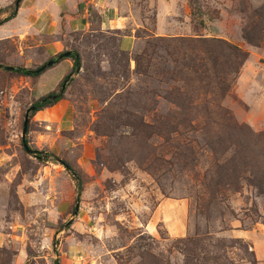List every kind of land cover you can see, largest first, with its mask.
<instances>
[{"label":"rangeland","instance_id":"obj_1","mask_svg":"<svg viewBox=\"0 0 264 264\" xmlns=\"http://www.w3.org/2000/svg\"><path fill=\"white\" fill-rule=\"evenodd\" d=\"M16 1L0 0L18 10L0 25V264H264V0ZM71 51L79 70L7 68ZM62 89L29 113L40 159L26 114Z\"/></svg>","mask_w":264,"mask_h":264},{"label":"trees","instance_id":"obj_2","mask_svg":"<svg viewBox=\"0 0 264 264\" xmlns=\"http://www.w3.org/2000/svg\"><path fill=\"white\" fill-rule=\"evenodd\" d=\"M22 1L23 0L20 1V4H21ZM20 4L18 6H20ZM3 14H8V11L3 9ZM17 14H18V10H17V7H16V9L13 10L9 15H7L4 18H0V25H3L5 23L9 22L10 20L14 19L17 16ZM67 58H72L73 59V61H74L73 69L74 70H79L81 68V65H82L81 57H80V55H79V53L77 51L59 53V54L55 55L50 61L52 62V64H55V63L60 62V61H62L64 59H67ZM48 63L43 65V66H41V67H39L38 69H32V68H27V67H13L11 70H13L15 73H17L19 75H22V76L38 77L43 72H45V70L48 67ZM64 92H65V89H62L60 93H51V94H49L47 96L41 97L40 99H38L37 101H35L31 105L30 114L34 115L37 112H39V111H41V110H43V109H45L47 107H50V106L54 105L55 103L59 102L60 100L63 99ZM223 129L225 131H228V130H235L236 131V128L230 127V126L223 127ZM28 133H29V131H27L25 137L23 138V144H24V146H25V148L27 150L32 151L30 149L29 145H28V143H29ZM223 141H224V137L222 135H218L217 140L213 141L212 143L214 144V146L221 147ZM32 152L38 158L45 159V157L40 155V154H42V152L36 151V150H34ZM241 153L243 154V156H247L246 154H250L249 150L246 147H244L241 150ZM251 154H252V158L247 156V157H244L243 160L245 162L246 161L251 162V164L253 166V164L255 165L258 162L259 153H258V151H254V152H251ZM47 156H49V155H47ZM67 167H68V169L72 170V173L74 175V178L76 180V183H77V186H78L79 192H80L83 189V182H82L81 175L75 169H73V167L70 166L69 164L67 165ZM236 170L239 171L240 169H238V167H237ZM256 184H258L260 189H264L263 188L264 180H262V183L258 182ZM54 263L55 264H60L58 259L55 260Z\"/></svg>","mask_w":264,"mask_h":264},{"label":"water","instance_id":"obj_3","mask_svg":"<svg viewBox=\"0 0 264 264\" xmlns=\"http://www.w3.org/2000/svg\"><path fill=\"white\" fill-rule=\"evenodd\" d=\"M20 1L21 0H17L16 1V4L17 6L20 4ZM52 65V62L50 61L48 63V66ZM8 69H12L13 67L12 66H8L7 67ZM29 113H30V110L27 111V114H26V118H25V122H24V126H23V138L25 137L27 131H28V127H29Z\"/></svg>","mask_w":264,"mask_h":264}]
</instances>
